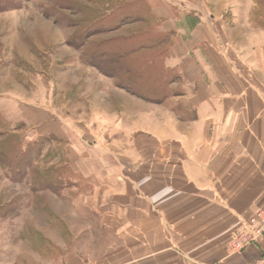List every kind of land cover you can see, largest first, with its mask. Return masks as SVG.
I'll list each match as a JSON object with an SVG mask.
<instances>
[{"label":"crops","instance_id":"crops-1","mask_svg":"<svg viewBox=\"0 0 264 264\" xmlns=\"http://www.w3.org/2000/svg\"><path fill=\"white\" fill-rule=\"evenodd\" d=\"M207 1L179 0L163 23L181 94L104 110L88 148L51 131L89 188L88 217H72L87 242L58 243L57 264H264V237L229 245L264 206V3Z\"/></svg>","mask_w":264,"mask_h":264},{"label":"rangeland","instance_id":"rangeland-1","mask_svg":"<svg viewBox=\"0 0 264 264\" xmlns=\"http://www.w3.org/2000/svg\"><path fill=\"white\" fill-rule=\"evenodd\" d=\"M174 4L0 0V264H57L58 243L87 242L86 219L79 227L72 217H88L89 188L71 166L70 141L51 131L62 123L71 135L81 131L88 148L89 125L104 110L181 94L163 30ZM50 171L59 181L45 186L39 177ZM240 228L250 231L251 221Z\"/></svg>","mask_w":264,"mask_h":264},{"label":"built area","instance_id":"built-area-1","mask_svg":"<svg viewBox=\"0 0 264 264\" xmlns=\"http://www.w3.org/2000/svg\"><path fill=\"white\" fill-rule=\"evenodd\" d=\"M264 237V206L259 207L251 220L250 231L244 228L236 230L229 242L231 251L241 250L250 244H256Z\"/></svg>","mask_w":264,"mask_h":264},{"label":"trees","instance_id":"trees-1","mask_svg":"<svg viewBox=\"0 0 264 264\" xmlns=\"http://www.w3.org/2000/svg\"><path fill=\"white\" fill-rule=\"evenodd\" d=\"M5 9V8H3ZM2 9V5H0V10H3ZM167 49V48H166ZM168 50V49H167ZM0 127H5V122L1 119L0 117ZM0 132H4L0 129ZM18 150V149H17ZM25 154V153H23ZM39 180L41 183H43L45 186H47V184L51 183V184H54L56 185L57 182L59 181V179H54V178H51V171L48 173H45V174H41L40 177H39ZM49 186V185H48Z\"/></svg>","mask_w":264,"mask_h":264}]
</instances>
